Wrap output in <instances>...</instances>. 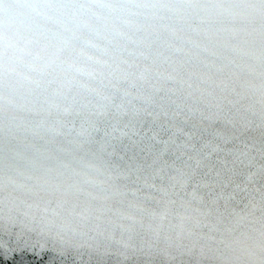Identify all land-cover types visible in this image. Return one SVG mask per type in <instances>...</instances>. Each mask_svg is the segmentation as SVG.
<instances>
[{
	"label": "clouds",
	"instance_id": "1",
	"mask_svg": "<svg viewBox=\"0 0 264 264\" xmlns=\"http://www.w3.org/2000/svg\"><path fill=\"white\" fill-rule=\"evenodd\" d=\"M53 264H264V0H0V240Z\"/></svg>",
	"mask_w": 264,
	"mask_h": 264
},
{
	"label": "snow or ice",
	"instance_id": "2",
	"mask_svg": "<svg viewBox=\"0 0 264 264\" xmlns=\"http://www.w3.org/2000/svg\"><path fill=\"white\" fill-rule=\"evenodd\" d=\"M46 249L45 242L25 235H21L15 241L0 240V256L3 257L0 264H49ZM28 253H32L33 256L29 257Z\"/></svg>",
	"mask_w": 264,
	"mask_h": 264
},
{
	"label": "water",
	"instance_id": "3",
	"mask_svg": "<svg viewBox=\"0 0 264 264\" xmlns=\"http://www.w3.org/2000/svg\"><path fill=\"white\" fill-rule=\"evenodd\" d=\"M13 241H15V239H12ZM46 252H47V258H48V260H49V264H53V253H52V251L50 250V249H46L45 250ZM28 255H29V257H32L33 256V254L32 253H28ZM36 259H40V257H35ZM2 259H3V257L2 256H0V261H2Z\"/></svg>",
	"mask_w": 264,
	"mask_h": 264
}]
</instances>
